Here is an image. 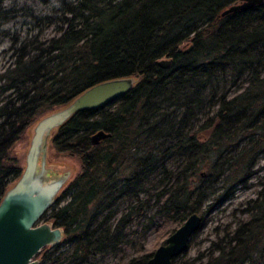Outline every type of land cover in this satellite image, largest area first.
Segmentation results:
<instances>
[{
  "label": "trees",
  "instance_id": "1",
  "mask_svg": "<svg viewBox=\"0 0 264 264\" xmlns=\"http://www.w3.org/2000/svg\"><path fill=\"white\" fill-rule=\"evenodd\" d=\"M59 1L12 30L7 24L24 8L0 0V42L11 58L0 69V198L22 170L10 149L36 116L91 84L133 76L121 99L76 112L50 139L80 160L81 172L43 216L64 238L40 264H148L151 252L126 253L134 219L165 214L182 223L198 212L204 222L264 171V2L222 15L238 0ZM164 57L168 67L156 63ZM98 130L107 136L92 145ZM259 178L262 188L234 222L172 264H260Z\"/></svg>",
  "mask_w": 264,
  "mask_h": 264
},
{
  "label": "water",
  "instance_id": "2",
  "mask_svg": "<svg viewBox=\"0 0 264 264\" xmlns=\"http://www.w3.org/2000/svg\"><path fill=\"white\" fill-rule=\"evenodd\" d=\"M264 0H238L221 14L245 11ZM157 65L168 67L171 59L157 60ZM133 76L114 77L89 85L68 103L40 117L32 126L19 177L0 198V264H40V251L46 246L59 245L64 229L43 216L56 202L62 187L70 179L69 169H57L46 161L51 134L70 116L81 110L105 107L121 99L133 87ZM107 136L98 130L90 136L96 145ZM203 217L190 213L185 220L160 244L148 259V264H172L188 248L190 239L202 226Z\"/></svg>",
  "mask_w": 264,
  "mask_h": 264
},
{
  "label": "rangeland",
  "instance_id": "3",
  "mask_svg": "<svg viewBox=\"0 0 264 264\" xmlns=\"http://www.w3.org/2000/svg\"><path fill=\"white\" fill-rule=\"evenodd\" d=\"M60 1L59 0H4V5L6 7H13L15 9L24 8L23 11H17L12 16L13 18L7 24V27L13 29H20L25 27L26 23L30 21L29 14L35 15H46L50 14L53 9L58 8ZM47 33H52V28L46 30ZM7 47L6 41L0 42V69L5 65L11 58L8 52L3 50ZM188 45L186 43L181 44V48L187 49ZM61 107V106H60ZM59 107L54 108L58 109ZM50 112V111H49ZM48 112L44 113L47 114ZM44 114H39L35 117L34 122L29 125L20 138L14 143L10 149V155L15 157L18 161L21 169L25 165V156L28 149L31 129L33 124ZM54 133V131H53ZM51 134V137L53 135ZM46 161L48 165L54 166L57 169H69L72 172V175L68 182L62 187L59 195L64 192L70 182L81 172V162L80 160L69 153L58 152L51 140L48 144L47 157ZM179 161V160H178ZM178 161L176 158H172L170 163L171 166H174ZM263 161L259 162V165H262ZM258 168V167H256ZM259 175L263 176L264 171L258 170L257 174L248 181L246 186L238 187L234 195L223 202L222 204L215 206L211 209L204 218L206 220L202 222V226L190 239L187 253L189 256H194L199 250H203L209 243V240L214 238V228L218 225L224 223L234 222L236 216H239V209L243 206V203L249 198H255L259 190L262 188L260 183ZM14 182V181H13ZM11 182L8 187L13 183ZM122 204H125L124 202ZM203 217V216H202ZM181 223L174 220L172 217L161 214L157 215L152 221L147 219H134L128 230H130L129 236L133 239L131 244L125 246L126 253L130 255H135L144 252H153L160 244H162L165 239L172 233V231L177 228ZM143 226H145L144 229ZM135 230V233L131 231ZM135 235V236H134ZM48 247H44L41 252L38 254V258L41 259L43 254L48 251ZM108 264H118V257H107L104 258ZM260 264H264V256L260 258Z\"/></svg>",
  "mask_w": 264,
  "mask_h": 264
}]
</instances>
